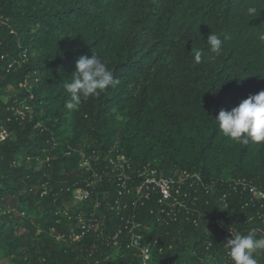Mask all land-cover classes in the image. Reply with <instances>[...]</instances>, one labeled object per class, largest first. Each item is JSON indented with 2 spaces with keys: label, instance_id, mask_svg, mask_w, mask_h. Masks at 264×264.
I'll list each match as a JSON object with an SVG mask.
<instances>
[{
  "label": "trees",
  "instance_id": "16d2710c",
  "mask_svg": "<svg viewBox=\"0 0 264 264\" xmlns=\"http://www.w3.org/2000/svg\"><path fill=\"white\" fill-rule=\"evenodd\" d=\"M210 33L222 40L219 55ZM261 34L264 0H0L5 258L141 264L136 232L152 245L150 264H232L223 245L230 227L264 235L256 214L264 200L238 185L264 193V143L234 142L214 119L264 90ZM93 54L118 83L69 110L64 85L77 59ZM147 172L198 174L204 184L172 208L152 185L137 196ZM76 190L89 195L77 201ZM254 258L264 264V249Z\"/></svg>",
  "mask_w": 264,
  "mask_h": 264
},
{
  "label": "clouds",
  "instance_id": "9594fccd",
  "mask_svg": "<svg viewBox=\"0 0 264 264\" xmlns=\"http://www.w3.org/2000/svg\"><path fill=\"white\" fill-rule=\"evenodd\" d=\"M256 11L254 7L247 9L249 15H255ZM259 38L264 40V34ZM206 44L211 53L220 54L222 40L217 34L210 33ZM201 58V50H196L193 57L195 63L199 64ZM72 74L71 82L64 85L70 97L65 103V108L69 110L76 109L82 99L98 96L101 91L118 83L113 72L95 54L80 56ZM214 120L222 134L234 142L244 145L249 142L264 143V90L250 94L231 110L221 109ZM229 231L231 238L223 245L232 264H257L254 254L264 249V235H260L255 228L246 233Z\"/></svg>",
  "mask_w": 264,
  "mask_h": 264
},
{
  "label": "built area",
  "instance_id": "2783aa9c",
  "mask_svg": "<svg viewBox=\"0 0 264 264\" xmlns=\"http://www.w3.org/2000/svg\"><path fill=\"white\" fill-rule=\"evenodd\" d=\"M84 166H87L88 163L85 162L83 164ZM145 181L138 186L136 193L139 198H142V195L146 196L147 190L149 189V186H153V190L159 194V203L161 205H167L169 207H178V208H184L185 204L182 198H187L190 193H192V187L194 186H201L204 184L203 178L198 174H183V177L179 180H176L174 178H163V177H157L155 172H147L144 174ZM238 185H241L243 187L244 191H247L250 196L253 199H260L264 200V193L259 191L256 187L252 186L246 180H239ZM78 193L80 190H76ZM84 196L78 197L76 194H74V198L77 201H83L85 200L89 193L85 190L81 191ZM248 206L247 204H245ZM257 217L260 220H264V204L260 206V211H258ZM169 215H174V212H170ZM216 224H219V221L216 222ZM133 229L132 231L135 232V230L139 227L135 224L132 225ZM233 232H238V229L235 227L229 228ZM227 230L228 235L231 237V233ZM132 246L137 249L140 253L141 257V264H150L153 258L152 255V245L149 243H146L143 236H141L138 233H133L132 237Z\"/></svg>",
  "mask_w": 264,
  "mask_h": 264
},
{
  "label": "rangeland",
  "instance_id": "374dc122",
  "mask_svg": "<svg viewBox=\"0 0 264 264\" xmlns=\"http://www.w3.org/2000/svg\"><path fill=\"white\" fill-rule=\"evenodd\" d=\"M25 85H22L19 87V89H16V88H9L8 92H9V95L7 96H3L2 99L7 102L9 100V98L11 97V95H17L20 93L21 90L25 89ZM30 110L27 108L26 104L25 103H22L20 105V110H19V113L20 115H25L27 112H29ZM110 134H112V132H110ZM66 135H70L69 132L66 134ZM4 135L3 134H0V141H2L4 139ZM88 139H84V143H88ZM112 142V143H115V138L113 135H111V140L109 141V143ZM83 190H80V192L78 193L77 191L74 192V194H76L78 197H83L84 194L81 192ZM0 264H12L9 259L5 258L4 256V252L2 250H0Z\"/></svg>",
  "mask_w": 264,
  "mask_h": 264
}]
</instances>
